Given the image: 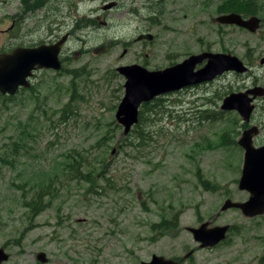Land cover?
<instances>
[{
  "label": "rangeland",
  "instance_id": "374dc122",
  "mask_svg": "<svg viewBox=\"0 0 264 264\" xmlns=\"http://www.w3.org/2000/svg\"><path fill=\"white\" fill-rule=\"evenodd\" d=\"M222 1L97 0L92 6L97 11L85 4L71 12L60 28V37L72 33L61 48V69L36 71L30 89L0 98V221L5 222L0 241L19 239L33 224L21 246L30 251L41 238L34 251L43 248L50 264H140L153 254L180 259L191 249L194 254L181 264H264V216L248 219L235 209L219 210L226 199L249 196L237 188L242 150L236 142L246 126L234 112L210 118L229 93L264 86V66L258 65L264 56V0H231L246 17L260 19L255 34L216 25ZM109 2L116 7L102 10L101 3ZM84 20L96 22L87 26ZM41 34H7V53L28 39L39 42ZM141 34L153 40L136 41ZM207 49L253 65L250 73H230L212 85L160 96V106L146 115L145 140H123L114 115L125 79L116 68L137 64L161 70ZM251 123L262 127L254 139L259 146L264 143L261 100ZM109 135L97 159L106 164H96L102 153L96 143ZM81 154L87 159L82 174L99 175L93 186L66 168ZM42 191L47 207L30 219L27 203ZM162 222L173 230L159 235L155 230ZM201 222L229 225L230 231L219 245L197 251L186 229ZM12 245L11 254L29 264Z\"/></svg>",
  "mask_w": 264,
  "mask_h": 264
},
{
  "label": "water",
  "instance_id": "95a60500",
  "mask_svg": "<svg viewBox=\"0 0 264 264\" xmlns=\"http://www.w3.org/2000/svg\"><path fill=\"white\" fill-rule=\"evenodd\" d=\"M113 5H109L110 8ZM218 23L237 25L250 33H255L260 20L251 17L244 20L237 14L219 17ZM151 35H140L136 41H151ZM66 41L63 36L51 45H41L35 48L17 47L7 55L0 56V94L14 96L19 89H28L29 80L35 71L61 69L59 55ZM206 60L198 70L195 67ZM264 64V58L260 62ZM116 72L125 79L123 97L114 115L116 123L127 135L138 122V111L143 104H148L162 95L180 91L186 87L213 81L226 72L243 74L247 72L244 64L235 56L222 53L204 52L191 55L181 63L161 70H147L137 65L119 66ZM263 89L255 87L245 93H232L222 99L220 109L235 111L245 123L249 122L254 106L251 104L256 97L263 96ZM251 95L252 98H249ZM258 133L257 127L245 130L237 141L243 149V166L237 188L248 193L246 201L224 200L220 212L235 209L246 218L264 215V145L260 148L252 146V138ZM206 224L198 228H188L199 248H210L225 238L228 226L207 228ZM142 264H177L173 260L153 256L149 262Z\"/></svg>",
  "mask_w": 264,
  "mask_h": 264
},
{
  "label": "flooded vegetation",
  "instance_id": "af4514ba",
  "mask_svg": "<svg viewBox=\"0 0 264 264\" xmlns=\"http://www.w3.org/2000/svg\"><path fill=\"white\" fill-rule=\"evenodd\" d=\"M95 1L97 2V0H0V41H2L1 42L2 45L0 44L1 45L0 46V56L7 55V34L12 36V34L14 33H17V34L22 33L24 38L26 37L32 38L34 34H41V33L43 34L42 40H40L39 42L38 41L31 42L28 39L25 41V44L21 46H16L14 48H17V47L35 48L41 45H51V44L58 42L63 36H66V41H67V39L72 33L66 32L64 33V35L60 37L59 35H60L61 26H63L70 20L71 12L75 9H78L80 6L81 8H85L86 6L85 4H91L89 5L90 8L88 10L97 11V8H92V6L96 4ZM101 5H102V8H101L102 10H110L116 7L115 2L101 3ZM109 5H113V6L108 8ZM229 5L230 3L226 4L224 2L222 5H219V6L223 8ZM7 11L10 12V14H8V19L10 20V24L8 27H7ZM223 14L224 13L217 14L215 15V17L223 15ZM73 17L76 18L75 15ZM84 21H87L86 22L87 26L90 24H94L96 22L95 20H84ZM79 23L76 24V21H75L76 27L78 26ZM227 27H230V26H227ZM222 30L223 28H221L219 32H221ZM141 35L145 36V35H151V34H141ZM142 41H145V40H142ZM207 51H209V49H207ZM213 82L202 84L196 87L212 85ZM254 86L256 85L252 84V87ZM248 88H251V87H248ZM206 93L209 94L208 91ZM2 96L7 97V95H2ZM201 98L205 102H208L209 100L208 96L207 97L202 96ZM259 100L264 102V95L263 97L259 98ZM261 128L262 127H260L259 129L261 130ZM68 169H70V166L68 167ZM35 199L36 198H33L32 201L35 202ZM32 201L27 203V206L25 205L29 209V213L31 216L30 219L36 218L42 213V211L36 213V212H33V210H31L32 207H29V204L32 205L33 204ZM4 223L5 222L0 221V232L4 226ZM32 225L26 228L27 230L26 233L20 234L19 239H16L13 242L7 241V238L4 241H0V264H21V262H23L22 260L24 259H18L17 257L13 256V254H11L10 248L14 247L12 244H16L18 246V248L20 249L19 250L20 256H26L29 258L30 260V263L28 262L29 264H50L51 260L48 256V253H46L43 250V248H38L36 251H34V246H37L41 242V238L34 239L35 241L32 242L31 244L32 248L30 251L28 249L26 250L25 248H22L21 246L23 244L25 235L28 233L30 234L36 228V226H32ZM155 231H157L159 235L163 234V230L160 228H157ZM195 249L197 251L201 250L198 248V246H196ZM194 252L195 250L191 249L189 252L185 254L184 257L180 259H177V258H173V259L178 261L179 264H181L183 261L187 260V258H185L186 256L188 257L194 254ZM153 256L163 258L162 255L153 254L150 257V260ZM25 262H27V260ZM142 263H146V262H141L140 264Z\"/></svg>",
  "mask_w": 264,
  "mask_h": 264
},
{
  "label": "trees",
  "instance_id": "16d2710c",
  "mask_svg": "<svg viewBox=\"0 0 264 264\" xmlns=\"http://www.w3.org/2000/svg\"><path fill=\"white\" fill-rule=\"evenodd\" d=\"M237 7L238 6L234 5V3H233V4L229 5V6L223 7L224 9H222V10H225V12H235V13L243 14V12L239 11L237 9ZM0 98H4L5 100L10 99L9 96L3 97L2 95H0ZM158 101H159V97L155 98L154 100L151 101V102H154L153 104H150L151 103L150 102L148 104H143L139 108V111H138V122H137V124H135L132 127V129L130 130V132L127 135H123V138H122L123 140H127V138L131 137V136H133V140H132L133 142H138V141L145 140L144 138H145L146 132H145V129H144L143 125H144V122H146V115H148V113L149 114L152 113V112L154 113V109L156 107L160 106V104H156ZM199 113L202 114V113H204V111H201ZM223 114H224V112H218V113L215 114L214 117H210V118H212L213 121H216V120H219L220 116L223 115ZM27 137L31 138V135L28 134ZM111 137H113V135H111V136L109 135L108 137L102 138L100 141H98L96 143L97 146L101 147L100 150H102V153L99 152V155L94 158L95 159L94 161H95L96 164H100V165L106 164V162H105L106 159L102 158L101 161H99V160L97 161V159L99 158L100 155H103V153H105V150H103V148L104 147L106 148L107 140H110ZM103 140H105V141L103 142V144H101V141H103ZM129 145H131V143H129ZM138 146H140V144ZM14 147H15V154H16L17 153L16 151L19 149V147L17 146L16 143L14 144ZM86 161H87V159L85 157H83V154L78 155V156H76V158H74V162L72 160L68 161L69 164L68 165L66 164V168H68L70 166V169H69L70 173H71V170L74 168V170H75V178L77 180L85 181V182H88V183L92 184L93 182H95L96 178L99 175L87 176L84 173L82 174V170L80 168L83 167L87 163ZM92 172H93V169H92ZM73 177H74V175H71L70 179H73ZM102 179L104 180L105 185H108V183L110 182V180H107L105 176H103ZM93 185H94V183L91 186H93ZM98 189H102V187L99 186ZM43 191L40 192V193H36L35 194L36 203L32 201L33 204L32 205L29 204V207H32L31 210H33V212H36V213L41 212L47 207V205H45V204L42 205L43 202L41 200V197H42L41 194H43ZM94 193H97V191H95ZM169 225H170L169 222H162L161 224H159L158 227L160 229H162L163 231H167V233H168V232H171L173 230V228H174V225H170V227H169ZM155 229L156 228L154 227V229H152V230H155Z\"/></svg>",
  "mask_w": 264,
  "mask_h": 264
}]
</instances>
